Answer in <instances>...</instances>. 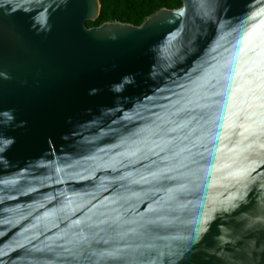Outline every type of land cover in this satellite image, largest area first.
Here are the masks:
<instances>
[{
	"label": "water",
	"instance_id": "1",
	"mask_svg": "<svg viewBox=\"0 0 264 264\" xmlns=\"http://www.w3.org/2000/svg\"><path fill=\"white\" fill-rule=\"evenodd\" d=\"M0 0V264H264V0Z\"/></svg>",
	"mask_w": 264,
	"mask_h": 264
},
{
	"label": "trees",
	"instance_id": "2",
	"mask_svg": "<svg viewBox=\"0 0 264 264\" xmlns=\"http://www.w3.org/2000/svg\"><path fill=\"white\" fill-rule=\"evenodd\" d=\"M99 3V16L94 22H86L87 28L112 21L139 26L159 9H176L181 5L174 0H99Z\"/></svg>",
	"mask_w": 264,
	"mask_h": 264
}]
</instances>
